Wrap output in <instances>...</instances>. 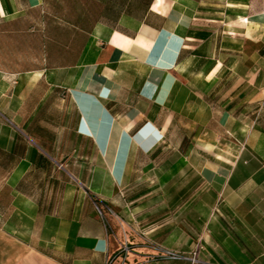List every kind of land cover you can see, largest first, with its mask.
Segmentation results:
<instances>
[{"label":"crops","instance_id":"crops-1","mask_svg":"<svg viewBox=\"0 0 264 264\" xmlns=\"http://www.w3.org/2000/svg\"><path fill=\"white\" fill-rule=\"evenodd\" d=\"M193 252L264 264V0H0V264Z\"/></svg>","mask_w":264,"mask_h":264},{"label":"built area","instance_id":"built-area-1","mask_svg":"<svg viewBox=\"0 0 264 264\" xmlns=\"http://www.w3.org/2000/svg\"><path fill=\"white\" fill-rule=\"evenodd\" d=\"M167 255H168V258H172V259L184 258L183 256H180L173 252H168ZM190 258H191L192 263L195 264L196 263V252H193Z\"/></svg>","mask_w":264,"mask_h":264}]
</instances>
